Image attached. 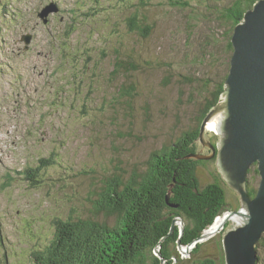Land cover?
I'll return each instance as SVG.
<instances>
[{
    "label": "rangeland",
    "instance_id": "1",
    "mask_svg": "<svg viewBox=\"0 0 264 264\" xmlns=\"http://www.w3.org/2000/svg\"><path fill=\"white\" fill-rule=\"evenodd\" d=\"M52 1L60 13L44 14ZM230 1L104 0L105 18L84 26L72 22L77 0H0V264H30L58 218L104 220L96 205L107 180L142 172L154 152L198 127L204 80L222 73L224 55L207 45L230 31L221 13ZM137 10L152 27L146 37L130 31ZM213 121L206 129L218 140ZM50 157L58 163L41 187L19 174ZM197 169L202 187L212 182L214 169ZM179 249L192 258L191 247ZM207 249L216 250L214 241Z\"/></svg>",
    "mask_w": 264,
    "mask_h": 264
},
{
    "label": "trees",
    "instance_id": "2",
    "mask_svg": "<svg viewBox=\"0 0 264 264\" xmlns=\"http://www.w3.org/2000/svg\"><path fill=\"white\" fill-rule=\"evenodd\" d=\"M90 1L94 4L85 12H80V17L96 21L104 19L100 1ZM257 1L231 0V4L221 12L230 31L222 33L219 38L212 36L207 47L216 44L217 48L219 44L224 51L220 59L222 73L211 74L204 80L206 95L198 127L184 133L172 146L154 152L148 167L142 172L134 173L128 179L116 176L107 180L96 205L99 211L104 212V220L56 219L52 237L40 244L39 250L30 252V264H189L192 260L193 264H226L222 236L231 224L228 226V223L221 234L209 241L215 243L214 252L207 249L209 242L196 241L218 217L240 210V195L231 188L236 200L235 203L229 202V186L217 169L216 158L187 157L207 155L198 151L201 128L224 91L234 53L231 42L234 29ZM179 4L186 6L179 0H172L173 6ZM138 6H146L145 0H140ZM131 17L130 31L146 37L152 29L146 18L141 17L138 10ZM205 51H208L207 48ZM210 53L212 56L213 53ZM212 61L218 64L217 58ZM196 63L202 64L201 61ZM210 137L217 148V137ZM210 151H207L208 155ZM57 163L56 158L50 157L40 159L35 168H28L26 177L29 185L42 186L45 182L43 172ZM198 166L215 170L210 173L212 182L204 187L198 175ZM254 167L248 173L252 198L258 193L255 177L259 172ZM177 218L183 220L184 230L176 224ZM180 246L191 247L192 258L185 260L181 250H178ZM157 249H160V256L156 253ZM257 250L260 251L259 247Z\"/></svg>",
    "mask_w": 264,
    "mask_h": 264
},
{
    "label": "water",
    "instance_id": "3",
    "mask_svg": "<svg viewBox=\"0 0 264 264\" xmlns=\"http://www.w3.org/2000/svg\"><path fill=\"white\" fill-rule=\"evenodd\" d=\"M24 40L29 44V37ZM231 42L234 53L230 74L200 135V141L211 154L195 158H216L223 180L240 195L241 207L218 217L221 222L215 225L216 220L201 239H212L231 221L232 228L226 229L222 236L226 264H258L257 248L264 237V0H258L245 13ZM211 120H215L217 148L206 129ZM254 166H258L262 180L256 197L252 198L248 173Z\"/></svg>",
    "mask_w": 264,
    "mask_h": 264
},
{
    "label": "bare ground",
    "instance_id": "4",
    "mask_svg": "<svg viewBox=\"0 0 264 264\" xmlns=\"http://www.w3.org/2000/svg\"><path fill=\"white\" fill-rule=\"evenodd\" d=\"M229 74H230V71H229ZM228 76H229V75H228ZM209 125H210V127H209L210 129L213 130V129L215 128V122H214V121L211 122ZM209 125H208V126H209ZM215 129H216V128H215ZM208 130H209V129H208ZM213 131H214V130H213ZM210 138H211V137H210ZM218 140H219V139H218ZM237 194H238V193H237ZM239 198H240V197H239ZM239 202H240V201H239ZM240 207H241V204H240ZM233 211H235V210H233ZM219 222H220V221L217 220L215 225H217ZM230 224H231V222H229V225H228V226H230ZM230 227H231V226H230ZM214 228H215V227H214ZM224 230H225V229H224ZM224 230H223V231H224Z\"/></svg>",
    "mask_w": 264,
    "mask_h": 264
},
{
    "label": "flooded vegetation",
    "instance_id": "5",
    "mask_svg": "<svg viewBox=\"0 0 264 264\" xmlns=\"http://www.w3.org/2000/svg\"><path fill=\"white\" fill-rule=\"evenodd\" d=\"M205 149H202V151H204Z\"/></svg>",
    "mask_w": 264,
    "mask_h": 264
}]
</instances>
